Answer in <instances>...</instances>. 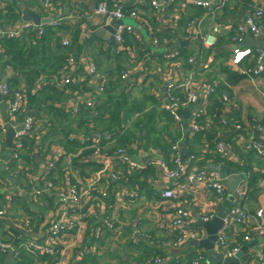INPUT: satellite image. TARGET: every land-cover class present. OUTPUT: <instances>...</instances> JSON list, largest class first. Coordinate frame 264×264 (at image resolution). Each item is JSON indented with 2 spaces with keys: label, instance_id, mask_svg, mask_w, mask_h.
Wrapping results in <instances>:
<instances>
[{
  "label": "crops",
  "instance_id": "crops-1",
  "mask_svg": "<svg viewBox=\"0 0 264 264\" xmlns=\"http://www.w3.org/2000/svg\"><path fill=\"white\" fill-rule=\"evenodd\" d=\"M9 1H12L17 12L20 13L17 20L21 18L22 5L23 8L36 12L44 18V10L36 6L37 0H0V2ZM98 2H105L109 8L118 5L123 7L125 18L122 23L131 28V32L126 35V45L131 48L129 45L135 44L137 49H134L138 51V65L131 71L132 77L136 76L141 79L137 85L133 84L129 87L127 82L122 81L121 74L124 68L118 75L113 74L111 67L116 70L117 55L105 51L113 45V42L100 39L94 34L99 28L105 29L104 37L111 35V32L106 30L107 28L116 31L111 19H98L92 14ZM260 3L261 0H232L223 9L206 14L202 9L189 6L183 0H170L165 9H153L143 0H54L56 10L71 25H66L68 32L58 33L59 39L68 38L77 56H89L94 63L96 62L100 76L106 79L108 97L115 98L118 94L125 95L126 101L113 104L112 108L110 106L111 111L117 117V126H115L122 135L121 138H126L125 146L120 148H125L132 160L144 168L141 171L129 173L125 189L136 191L139 198L127 206L123 202V207L116 206V204L125 190L118 193L119 184L110 181L107 174L101 175L98 188L107 187L108 197L104 200V206L105 208L112 205L114 207L113 229L103 226L105 216H110L107 213L109 210L94 207L97 194H93L95 200H86L84 204V210L91 211L86 215L84 224L79 231H71L63 239L54 255L57 261L48 264H191L196 251H201L206 257L202 248L195 247L191 243L203 239L204 236L208 237L205 222H202L201 218L210 214L217 215L224 201H218L216 193L213 190H206L203 185H199L191 192H180L178 182L165 179V170L173 167L171 146L174 144L178 145L179 150L184 147L187 157L189 154L197 156L196 162L190 165L189 171L205 169L215 174L220 180V175L210 171L209 166L223 165L240 171L245 176L244 181L238 187L242 192L238 201L240 206L253 216L252 222L248 228L243 230L236 228L234 232L230 229L227 234L226 248L219 255L223 256L233 248L246 246L247 243L253 241H256V244L246 248L245 257L264 248V217L254 218V212L264 207V155L243 150V144L247 138V135H244L245 131H239L230 125L223 126L220 121L207 115L208 110L211 109L208 108L212 105L213 96L207 101L202 100L201 89L197 90L198 98L195 104L190 106L189 110H183L191 113L206 106V116L203 117L205 120L198 123L202 130L200 133L192 130L189 120L184 129L181 120L175 122L160 109L158 102L150 97L155 93L166 95L172 85H177L184 80L193 69L196 85H216L218 94H223L229 99L225 108L227 121L229 119L235 125L241 122L246 127L245 130L249 132L253 125L262 122L264 74L257 79L243 76L238 73L237 69L242 68L246 61L236 67L230 64L233 52L236 50H251V55L247 57L250 63L255 54L262 56L264 61L263 51L252 48L247 41L245 42L247 33H243L240 42L234 40L238 35L237 29L245 27L246 12ZM200 10L203 14L198 15ZM180 23H185V25H180ZM214 27H217L220 32L215 35L214 44L206 48L199 57L197 36L211 34ZM75 32L78 33L76 38L74 37ZM164 33L170 37H160ZM93 34L94 39H92ZM251 38L261 41L252 36ZM164 39L169 41L167 46L161 44ZM154 41H158V44ZM88 44L92 45L88 46ZM94 48L99 49V56L94 55ZM106 53L111 57L106 56ZM171 54H177V56L170 57ZM192 57L195 58V64L190 65L187 59ZM120 59H122V65L126 60ZM6 73L13 74L12 71ZM196 75L198 78H195ZM142 89L146 90L142 91ZM93 90V87H89L85 89V93L90 94ZM147 91L149 94L146 93ZM62 106L60 118H54L52 122L48 120L52 116V113H48L49 108H46L45 112L41 113L42 115L32 113L35 131L26 138L23 148V153L31 152L34 161L32 164L34 171L31 176L27 177H30L33 182L32 189L43 191L45 158L40 157L43 152L57 159L56 170L46 177L47 180L60 187H67L77 181L86 188L91 180L97 179L102 165L81 162L80 152L84 155L89 154L92 142L97 140L104 152L108 153V149L115 142L107 132V130H112L113 125L106 126L104 120L94 123L91 128L88 125L85 127L84 120L73 121L77 117L68 113L71 106L70 99H67ZM44 107H47V104ZM0 115L3 120L6 119V106L3 101L0 103ZM86 121L88 120L85 118V123ZM98 135H104L103 139L98 138ZM218 139H221L220 141L231 150L232 156L227 161L214 160L215 157L217 158L214 153V142ZM41 148L44 151L39 154L40 159H38L37 153ZM10 153L11 150L8 149L5 152L0 151V178L6 185L13 187L15 193L9 216L0 219V244L7 241V245L14 247V240H12L14 237L12 238L10 229L20 228L24 233V228L22 218L16 220L13 215L23 214V212V215L29 216L30 221H37L31 240L43 243L41 230L47 226V223L56 219L61 209L58 196L54 192L43 191L37 197V201L44 199V205L41 207L30 205L34 203L26 191L29 189L28 186H21L4 170ZM23 156L22 154L20 165L23 160L28 161ZM202 160H205L206 164H203ZM16 169V165H13L14 172ZM126 169L122 167V174ZM251 175L256 179V183L247 189ZM165 187L177 191V198L162 199L160 191ZM223 187L227 194V183L223 184ZM2 194L3 192L0 191V206L4 207ZM17 199L25 201V210H21L17 205L18 201H22H16ZM50 201L53 202L52 205ZM176 206L189 210L191 219L184 225V230L197 232L198 240L176 244L178 231L172 227ZM245 235L250 238L248 242L243 241ZM238 237H240L239 240H237ZM23 239L22 235L18 243ZM63 250H65L64 256L61 255ZM0 251V258L3 257L0 264L8 258L11 259V264L14 263V254L11 250L0 249ZM242 262L243 260L241 264ZM206 263L208 264L207 260Z\"/></svg>",
  "mask_w": 264,
  "mask_h": 264
},
{
  "label": "built area",
  "instance_id": "built-area-1",
  "mask_svg": "<svg viewBox=\"0 0 264 264\" xmlns=\"http://www.w3.org/2000/svg\"><path fill=\"white\" fill-rule=\"evenodd\" d=\"M153 9H165L170 0H143ZM187 5L192 7H197L202 9L206 14H212L224 7L228 6L232 0H183ZM40 8L44 10V18L52 16V21L48 25L36 26L30 22H25L21 20H16L10 25H3L0 27V41L2 40H15L21 41L26 40L31 42L32 45H36L40 42V39L45 36L46 28L50 27L54 30H59L62 26L70 25L67 19L64 18L58 10L51 4L50 0H44ZM7 3L0 2V12L2 14L6 13ZM36 13V12H35ZM92 14L98 19H113L117 21H122L125 18L123 7L121 5L109 8L105 2H99L93 8ZM264 15V0H261L260 5L252 7L251 10L246 12L244 17V29L239 27L237 29L238 35L235 37V41L240 42L243 37V33H248L256 39H260L264 44V25L261 20ZM84 16V15H82ZM78 20V19H77ZM71 26V25H70ZM60 27V28H59ZM191 27V25H190ZM59 28V29H58ZM131 32V28L128 25L121 24L117 27L114 35L113 45L107 48L105 51H112L114 55L126 54L129 51V47L126 45V35ZM217 27L213 28L211 34H200L197 36L199 43V57L202 56L204 50L211 47L215 42V35L219 33ZM236 33V34H237ZM87 38V37H85ZM140 42L139 40H136ZM60 46L66 51V55L63 59L58 73L51 75L49 77L40 76L36 80V86L34 92L40 91L43 88H54L59 92H64L70 95L71 106L68 113L73 117H78L82 112L87 111L92 119L88 121V127L91 128L94 125V119L99 115V108L103 105L107 97L106 92V79L102 78L98 72L97 65L94 63L89 56L79 57L75 54L72 42L68 38H61ZM158 44V41H154ZM169 41L164 39L161 41L163 46H167ZM233 58L230 61L231 66H238L242 63L245 57L251 55V50L245 51H234ZM177 54H171L170 57H175ZM189 58L188 63L190 65L195 64V58ZM5 60L4 50L0 45V63ZM11 72L9 67L0 73V93L3 98L4 105L6 106V119L0 115V141L6 136V124H10L13 129L17 127H22V129L15 133L13 137L14 149L11 150L10 158L4 165V170L12 178L16 176V172L13 171V165L18 167L20 165L21 156L23 154L24 142L28 136L34 132L35 122L33 117H26L22 122L17 121L18 115L26 107V93L24 90V85H20L18 88H13L8 82L9 75L6 72ZM238 73L251 77L258 78L264 74V61L262 56L258 55L257 61L252 68L248 69H237ZM192 73V74H190ZM184 80H182L177 85H172L167 91L166 95H159L155 93L152 96L159 103L160 109L168 114L175 122H179L176 115V111L179 110H189L190 106L195 104L198 96L197 90H202V100H208L210 97L218 94V89L216 85L211 84H199L196 85L193 79V72L191 71ZM132 73H122L121 79L128 83L129 87L131 85H137L141 82L139 77H132ZM93 87V91L90 94L85 93V89ZM176 90H181L184 94V98L181 100L179 96L175 95ZM264 96V93H263ZM223 102H228L229 99L225 95H221ZM206 115V106H202L197 109V111L191 112L189 116V122L191 128L194 132H199L201 130L198 125V118ZM220 123L223 126L230 125L232 128L239 129L234 123L230 122L228 119H222ZM229 123V124H228ZM72 139H74L72 137ZM264 117L262 122L257 123L254 128L253 133H249L243 144L244 151H254L258 155H264ZM91 152L89 154L81 155V162L90 164L98 163L102 165L101 171L97 179L91 180L90 184L84 188L80 187L78 184L71 183L67 187H60L55 190L54 185H52L46 177L50 176L56 170L57 159L51 158V156L45 157L44 166V180L43 191H51L58 196V200L61 205L60 211L56 215V219L47 223L42 232L43 243H38L32 241L31 237L33 232L30 229V219L28 218L23 222L24 228V239L21 240L18 247H12L11 245L0 244V249L11 250L13 252V259L17 258L21 251H25L31 255H55L57 247L63 242V239L71 231H79L84 224L86 215L91 213L89 210H84V204L86 200H95L93 194H97V200L94 207H98L101 210H109L110 216H105L103 226L107 229H113L114 225V207L108 206L105 208L104 200L108 197L107 187L102 189L98 188V184L101 180V175L107 174L108 179L114 183L119 184L118 193L125 190L121 198L117 201L116 206H122L123 202L126 206L133 203L139 198L136 191L132 189H125L126 184L121 182L122 167H126L128 173L138 172L143 170L139 164L135 163L129 152L125 148H118L112 154L104 152L102 147H100L97 140L92 142ZM214 153L221 160H229L231 155V150L228 148L224 142L220 141L215 145ZM197 157L195 155H190L187 157L186 161L181 159L179 152V147L177 144L171 146V162L173 167L171 169L165 170V179L178 182V191L186 192L197 188L199 185H203L206 190H213L217 195L218 201H224L226 199V191L223 187L221 181L213 173L208 172L205 169H199L197 171H189L191 164L196 162ZM156 164V162H154ZM70 174V173H69ZM0 191L3 192L4 196V207L0 206V219H4L14 201V188L6 185L0 178ZM43 191L37 189H31L29 197L33 203H36L37 197H39ZM242 192L237 191L234 199L231 201V206L228 214L222 220L223 225L217 231V241L215 243V251L221 254L227 244V234L230 229L235 232L236 228H241L242 230L248 228L251 225L252 218L239 204V198ZM177 191L173 188L165 187L160 191V197L164 200H174L177 198ZM94 209V208H93ZM214 214H210L201 218L202 222H207L213 219ZM264 217V207L256 210L254 212L255 219H261ZM190 212L188 209L182 206H176L174 211V216L172 220V227L178 231V237L176 244L182 242H188L189 240H198V233L195 231L184 230V225L190 220ZM200 240V239H199ZM250 240L248 235H245L243 241L248 242ZM241 247L237 246L231 251L225 253L222 257H232L234 256ZM62 256L65 255V250L61 253ZM191 264H207L205 254L201 251H196L195 255L191 259ZM242 264H264V248L260 249L254 254L243 259Z\"/></svg>",
  "mask_w": 264,
  "mask_h": 264
},
{
  "label": "trees",
  "instance_id": "trees-1",
  "mask_svg": "<svg viewBox=\"0 0 264 264\" xmlns=\"http://www.w3.org/2000/svg\"><path fill=\"white\" fill-rule=\"evenodd\" d=\"M50 1H51V4L54 6V0H50ZM6 3H7L6 13L2 14L0 12V27H2L3 25H10L14 23L17 19H19V16H20V13L17 12V9L15 5L12 4V1H9ZM36 6H38L37 3H36ZM201 14H203V12L200 10L198 15H201ZM261 23L264 25V15L261 20ZM180 25H185V23H180ZM62 31L68 32V28L66 26H62L59 30H54V29H51L50 27L46 28L45 36L42 37V39H40V42L36 45H32L31 42H28L26 40L15 41V40H5L4 39L0 41V45L4 50V57H5V60L0 63V73L3 72L6 69V67H9L13 72V74L9 75V78H8V82L10 86H12L13 88H18L20 85H24V90L26 93V102H27L26 107L17 117V121L19 123L22 122L26 117H28L29 114L33 113L34 115H42L41 113L45 112L46 108H49L48 113H52V116L48 118V120L52 122L54 118L55 119H57V117L60 118V115L62 114V109H63L62 105L67 99H70V95H67L64 92H59L58 90L54 88H43L40 91L34 92V89L36 86V80L40 76L49 77L51 75L58 73V71L61 68L63 59L66 55V51L62 49L59 43L60 39H59L58 33ZM75 34L76 35L74 37L76 38L78 33L75 32ZM94 36L95 35L93 34L92 39L95 38ZM160 37H170V36H166V33H164ZM90 45L92 44H88V46ZM45 54H48L49 56L47 57ZM38 55H40L41 57ZM106 56L111 57L107 53H106ZM121 56L126 57V54L122 53L121 55L117 56V58H115L116 73H117L116 75H118L120 70L122 69V66H121L122 59L120 58H124V57H121ZM247 57H245L246 60L244 59V61L246 62L245 63H243L244 61L242 62L243 69H248L254 66L258 58V55L257 54L254 55L253 59L251 60V63L250 61H247L248 59ZM184 58L186 59V57ZM109 93H113V92L109 91ZM175 95L179 96L181 100L184 98V94L181 92V90H176ZM108 96H107L106 101L99 108L98 117L95 118L93 121L94 123H97L100 121L103 122L105 120L104 123L106 124V126L113 125V127L111 128L112 130H107L108 134L111 135V138L115 140L114 144L107 151L109 154H112L116 149L125 146L124 144H125L126 138H121L122 135H120V132L116 128L117 117L113 114V112L111 111L112 110L111 108L113 104L122 103L126 101V97L125 95H122V94H118L117 97L115 98H112L111 96L108 97ZM215 96L216 97L213 96L212 105L208 108V109L210 108L211 109L210 111L208 110L207 115H211V117H213L214 120L221 121L222 119H226L225 117H227L226 115L227 110L225 109L227 106H226V103L223 102V100L221 99V95L217 94ZM113 100H115V102ZM45 104H47V107H44ZM157 104L159 105V103ZM78 117L80 118L78 119ZM78 117L77 119L73 121L84 120L85 127H87L88 125L87 123L89 120L92 121L87 111L82 112ZM203 117L204 116L198 118L197 120L198 123H201L202 121L205 120V118ZM85 118L86 120H88L86 121V123H85ZM49 121H45V122H49ZM256 125H253L252 126L253 128L249 132L245 130L246 127H244L241 122L236 124V126L239 127V131L240 130L245 131L244 135L253 133ZM201 131L202 130H200L199 133ZM244 135H241V136H244ZM220 140L221 139L215 140L214 144L216 145L218 142H220ZM262 143L264 144V141H262ZM0 146H1L0 151L2 152L7 151L3 140L0 141ZM218 159H220L218 156L217 158L216 157L214 158V160H218ZM201 162L203 164H206L205 160H202ZM128 179H129V173L128 171L124 170L122 177H121V182L123 184H126L128 183ZM255 183H256V179L251 175L249 177L247 189H249L250 187H253ZM50 204L52 205L53 202L50 201ZM10 232L12 234V238L14 237V239H12L14 240V244L18 243L20 237H22L23 235V232L20 230V228H11ZM239 239L240 237L237 238V240ZM35 260H37L38 262L42 264L43 263L48 264L52 262L55 263L57 261V257L54 255H49V256L31 255V254L26 253L25 251H21L19 256L13 260L14 262L13 264H34ZM2 261H3V257L0 258V263ZM92 264H95V263H92Z\"/></svg>",
  "mask_w": 264,
  "mask_h": 264
},
{
  "label": "water",
  "instance_id": "water-1",
  "mask_svg": "<svg viewBox=\"0 0 264 264\" xmlns=\"http://www.w3.org/2000/svg\"><path fill=\"white\" fill-rule=\"evenodd\" d=\"M21 10H22L21 11L22 15H21L20 20L22 22L25 21V22H30L36 26H42V25H48L52 21V16L42 18L37 13L29 9L23 8V5H22ZM111 23L117 29V27L122 24V21L111 19ZM106 30L110 31L111 35L108 34L104 37V33H105L104 28L97 29L94 32V34L100 39H104L105 41H108V42H113L115 30L113 31L109 28H107ZM246 41L248 42L250 47L255 48L259 51H263L264 53V44L262 43V41L253 40L248 33L245 36V42ZM2 101H3V98L0 93V103ZM176 115L179 121L180 120L182 121L184 129H186L188 119L190 116V112L182 111L178 109L176 111ZM28 116L32 117V114H29ZM5 128H6V136L4 138V143L8 150H13L14 149L13 137L15 133L19 132L22 129V127L20 126V127L13 129L10 124H6ZM98 136H99L98 138L103 139L104 135H98ZM179 152L181 155V159L183 161H186L187 152L185 151L184 147H181ZM209 170L213 171L214 173H218L220 175V181L222 184L227 183L228 191L226 194V199L224 200L223 206L221 208V211L217 215H215L213 219L204 223V226L207 229L208 237L204 236L203 239L194 241L191 244L195 247L202 248L205 251L206 260L208 264H241V261L244 259L246 251H247L246 248H249L252 245H255L256 241L247 243L246 246L241 247L239 251L232 257H222L215 251L214 248H215V243L217 241V231L222 227L223 225L222 220L227 215L230 209V206H231V201L234 199L236 192L240 191V188L238 189V187L244 181L245 176L240 171H237L235 169H232L230 167L223 166V165H220V166L211 165L209 166ZM11 262H12L11 259L8 258L2 264H11Z\"/></svg>",
  "mask_w": 264,
  "mask_h": 264
},
{
  "label": "rangeland",
  "instance_id": "rangeland-1",
  "mask_svg": "<svg viewBox=\"0 0 264 264\" xmlns=\"http://www.w3.org/2000/svg\"><path fill=\"white\" fill-rule=\"evenodd\" d=\"M43 1L44 0H37V5L39 6V5H42V3H43ZM131 48H128L129 49V51L126 53V57H124L123 59H125L126 61L125 62H123V64L121 65L122 66V68H124V73H131V71L135 68V66H137L138 64H137V62H139L137 59H138V51H136L135 49H136V45L135 44H132V45H129ZM135 48V49H134ZM39 52V51H38ZM93 52H94V55L96 56V54L99 56V49L97 50L96 48H94V50H93ZM47 57L49 56L48 54H45ZM38 56H40V55H38ZM41 57V56H40ZM39 57V58H40ZM41 59V58H40ZM116 62V61H115ZM118 63H119V61H118ZM110 66V65H109ZM111 67V66H110ZM112 69H113V71H114V74L116 73V70H115V68H113V67H111ZM109 69V68H108ZM191 70V69H190ZM192 72H193V79H194V70L192 69L191 70ZM117 74V73H116ZM190 74H192V73H190ZM195 78H198L197 77V75H196V77ZM146 89H148V88H146ZM146 89H142V91H145ZM149 91H147L146 93H148ZM149 94V93H148ZM150 97H152V98H154L153 96H151L150 95ZM42 151H44L42 148H41V150H39L38 151V153H37V158L38 159H40V157H42L43 159L46 157V156H48V154H44V152L42 153ZM40 153H42V155H40V157H39V154ZM23 157H26V159H28V161L27 160H23L22 161V164L21 165H19L18 167H17V169H16V176L14 177V179L17 181V183L19 182L20 183V185L22 186V185H27L28 186V188L29 189H26V191L28 192V194H30V192H29V190L30 189H32L33 188V182L31 181V179H30V177L29 178H27L29 175L31 176V174L33 173V171H34V168L32 169V164H33V158L31 157V152L30 153H28V152H26V153H23ZM190 156V155H189ZM32 159V160H31ZM60 174V173H59ZM70 175V174H69ZM27 181V182H26ZM48 182H50L52 185H54V187H55V190L57 191V189H59L60 188V186L59 185H55V184H53L50 180L48 181ZM73 183H75V184H78L80 187H82L81 186V184L79 183V182H77V181H75V182H73ZM18 200H22V201H18ZM16 201H18V204L17 205H19L20 206V209L21 210H25L26 209V203H25V201L23 200V199H17ZM30 203V202H29ZM30 205H32V206H38V207H41L42 205H44V199H41L40 201H36V203H34V204H32V203H30ZM21 210H20V212H21ZM23 214H24V212H23ZM22 213H20V214H18V215H13V218L14 219H16V220H19L20 218H22V220H23V222L25 221V220H27V218H29V216H26V215H23ZM8 216H9V214H8ZM23 217H25V218H23ZM36 223H37V221H35V222H33V221H31L30 222V229H31V231L32 232H34L35 231V229H34V227H35V225H36ZM33 224V225H32ZM24 237V236H23ZM7 241H4L2 244H4V245H7V243H6ZM21 242V241H20ZM20 243H18V244H13L14 245V247H18V245H19ZM36 259V258H35ZM34 264H42V263H40V262H38V261H35V263Z\"/></svg>",
  "mask_w": 264,
  "mask_h": 264
}]
</instances>
